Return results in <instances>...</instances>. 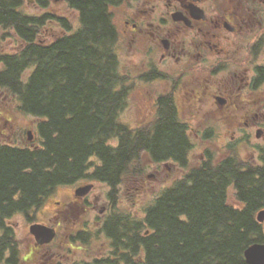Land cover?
<instances>
[{
	"label": "trees",
	"instance_id": "trees-1",
	"mask_svg": "<svg viewBox=\"0 0 264 264\" xmlns=\"http://www.w3.org/2000/svg\"><path fill=\"white\" fill-rule=\"evenodd\" d=\"M65 3L73 16L17 14L0 0V25L13 27L22 41L15 51L0 53V89L12 99L9 105L34 118L33 146L0 142V215L28 202L40 206L49 191L83 178L117 184L145 156L153 164L173 160L187 168L185 174L153 198L143 217L121 211L111 216L106 230L114 236L113 253L110 261H96L249 264L245 250L264 243V222L257 220L264 209V145L234 125L244 135L232 143L254 145L255 162L232 152L217 161L207 150L188 168L189 128L168 96L142 133L131 131L121 120L129 86L110 23L112 0ZM51 19L65 33L44 42L41 30ZM11 107L1 104L5 123L12 121L5 115ZM94 160L99 164L90 175ZM8 244L7 236L0 238V245Z\"/></svg>",
	"mask_w": 264,
	"mask_h": 264
},
{
	"label": "flooded vegetation",
	"instance_id": "flooded-vegetation-1",
	"mask_svg": "<svg viewBox=\"0 0 264 264\" xmlns=\"http://www.w3.org/2000/svg\"><path fill=\"white\" fill-rule=\"evenodd\" d=\"M1 1L2 8L30 16L35 15L30 8L44 11L53 2H66L45 0L48 6L44 7L39 0ZM112 2L110 23L117 34L118 55L121 58L122 51H127L132 64V70L126 73L128 106L138 85L149 87L146 96L149 119L127 123L131 131L142 133L143 125L155 119L164 96L172 99L180 113V102L185 94L197 110L196 116L201 108H211L212 112L219 110L223 123L245 126L250 136L254 128L256 131L262 129L264 136V0ZM46 12L54 15L51 10ZM49 23H55L54 19ZM0 28L4 29L0 39L9 44H21L13 27L1 24ZM182 85L186 89L181 91ZM33 141L28 139L27 144L33 146ZM167 162L178 164L173 160ZM97 164L98 160L88 174L93 173ZM87 185L92 186L87 193H77V189ZM124 187L123 181L112 185L100 179L83 178L49 191L50 195L40 206L28 202L24 207L12 209L7 216L0 215V238L7 236L9 243L0 245V264H65L62 260L53 261L55 244L61 234L65 244L80 250L97 244L99 239L104 240L101 257L88 263L99 264L97 261L101 258L110 261L114 236L108 237L106 226L110 217L119 211L118 195ZM56 192L61 199L54 200L56 207L49 211L50 218L38 220L37 212L53 201ZM19 199L20 194L14 197V200ZM17 217L26 227L29 246H24L19 235ZM35 223L55 230L56 235L50 243H37L31 233ZM38 253L44 258L39 262L36 260Z\"/></svg>",
	"mask_w": 264,
	"mask_h": 264
},
{
	"label": "rangeland",
	"instance_id": "rangeland-1",
	"mask_svg": "<svg viewBox=\"0 0 264 264\" xmlns=\"http://www.w3.org/2000/svg\"><path fill=\"white\" fill-rule=\"evenodd\" d=\"M30 10L35 14H41L47 10H51L65 17L74 15V13L68 9L65 2H53L52 6L44 11L38 8H30ZM72 20L74 21V19ZM63 31L62 27L56 22L49 23L41 30L40 39L44 42H50V40L63 34ZM18 45L19 44H9L8 41L0 39V53L15 51ZM120 59L122 72L128 73L130 69L132 70V64L127 55V51H122ZM155 87L153 88L155 89ZM148 88L149 87H145L144 85H138L136 87L134 93L131 94L130 97L131 105L127 106L121 113L122 121L136 124L145 122L149 119V110L146 107L148 105L146 98ZM183 88L186 89V86L182 85L181 91ZM11 100L9 95H6L5 92L0 89V107L1 104L2 107L4 106L5 108L11 107L12 105H9V101ZM10 109V114L6 113L5 115L11 118V122L5 123L4 119L0 118V133L3 131V133L0 134V142H16L25 145L28 142V131L32 130L33 132L34 130V118L30 115L22 114L15 109L14 106ZM219 112V110L212 112L211 108L205 107L201 108L200 114L196 116L197 110L190 105L188 95H182V101L180 102V118L187 123L193 144L189 155L190 162L188 168L199 164L204 159L207 150L213 152L214 158L217 161L231 152L238 154L241 158L246 160L253 159L254 162L256 161L257 157H250L252 152H254L252 149L254 145H248L247 143L240 144L238 142L232 143L235 139L244 135V132H242L243 130H238V128L235 130V126L232 124H225L220 121ZM256 129L257 128H254L252 130V142L264 145V136L261 135L260 138H257L255 135ZM210 131H212V135H209ZM248 143L250 142L248 141ZM139 161L140 162H134L130 166L128 172L122 179L126 187H124L118 195L120 201H118L117 209L124 213H134L141 216L146 206L153 198L163 190L164 187L171 185L176 179L182 177L187 168H182L178 164L172 162L153 164L147 156L141 158ZM60 199L59 192H56L53 195V201L44 205V207L37 212L36 216L38 220H47L50 218L51 214L49 211L56 207L54 200ZM230 200H235L233 192L230 195ZM15 221L20 225L18 227V232L19 235H21L24 246L31 245L29 238L25 234L26 227L23 221L20 217H17ZM68 225H72V223H68ZM65 243L63 234H61L58 243L55 244L54 251L56 256L53 260L54 262L57 263L59 260H62L65 264H93L88 263V261L99 256L101 257L104 240L99 239L97 244H92L81 250L77 247V249L72 248V246ZM43 259L44 258L41 257L39 253L36 255L37 262Z\"/></svg>",
	"mask_w": 264,
	"mask_h": 264
},
{
	"label": "water",
	"instance_id": "water-1",
	"mask_svg": "<svg viewBox=\"0 0 264 264\" xmlns=\"http://www.w3.org/2000/svg\"><path fill=\"white\" fill-rule=\"evenodd\" d=\"M218 99L221 100L220 98ZM262 134V129H258L256 131V136L258 138H260ZM28 139L30 141H33L34 139V133L32 130L28 131ZM91 187V185H87L85 187L79 188L77 189V193L81 195L85 194L91 189ZM257 220L261 223L264 222V209L257 213ZM31 233L35 236L37 243L40 245L50 243L56 235V232L52 227L42 223L33 224L31 226ZM245 258L249 264H264V243H254L250 245L245 250Z\"/></svg>",
	"mask_w": 264,
	"mask_h": 264
}]
</instances>
